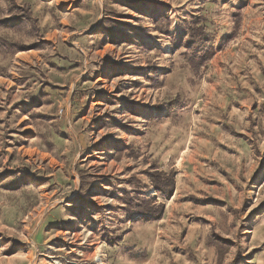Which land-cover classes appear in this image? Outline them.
<instances>
[{"label": "rangeland", "instance_id": "obj_1", "mask_svg": "<svg viewBox=\"0 0 264 264\" xmlns=\"http://www.w3.org/2000/svg\"><path fill=\"white\" fill-rule=\"evenodd\" d=\"M0 264H264V0H0Z\"/></svg>", "mask_w": 264, "mask_h": 264}, {"label": "trees", "instance_id": "obj_2", "mask_svg": "<svg viewBox=\"0 0 264 264\" xmlns=\"http://www.w3.org/2000/svg\"><path fill=\"white\" fill-rule=\"evenodd\" d=\"M202 60H207L210 58V55L207 54V52H204L202 56L198 57ZM149 178L151 181L152 186L158 192L162 197L169 198L173 192V174L169 173L165 175L164 173L160 171H153L149 173ZM163 204L160 203L157 207H153L151 209L152 213H155L156 217L160 215L163 209ZM143 210L139 206V213H142Z\"/></svg>", "mask_w": 264, "mask_h": 264}]
</instances>
